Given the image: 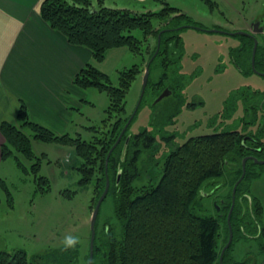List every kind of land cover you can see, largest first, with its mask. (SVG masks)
I'll use <instances>...</instances> for the list:
<instances>
[{
	"label": "trees",
	"instance_id": "obj_1",
	"mask_svg": "<svg viewBox=\"0 0 264 264\" xmlns=\"http://www.w3.org/2000/svg\"><path fill=\"white\" fill-rule=\"evenodd\" d=\"M154 1L164 4L159 11L136 13L104 6L101 1L95 7L89 0H42L40 16L50 27L60 31L69 43L88 48L97 61L103 60L109 49L123 46L144 56L147 49L143 53L141 44L148 43V38L153 37L155 43L149 51L147 63L157 48L159 37L143 100L145 95L157 97L165 88L171 91L170 94L175 93L182 86V76L176 73L181 54L178 29L183 27L182 23L197 25L185 23L187 16L163 0ZM154 18L159 21L158 28L153 27ZM135 29L142 32L143 40L130 34ZM242 38L245 42L239 49L244 52L251 68L253 39L249 36ZM254 66L264 72V47L259 41ZM158 70L161 72L155 80L153 72ZM140 71L139 64L119 71L117 86H113L91 63L75 74L73 83L76 86L96 88L108 96L105 117L101 124L89 127L92 132L89 140L82 139L79 134L72 137L68 132L58 135L34 123L21 102L16 122L3 121L0 124L4 138L0 147L1 159L14 157L22 171L24 167L15 153L34 159L31 139H40L72 147L79 158L78 184L92 185L97 199L108 179L107 195L113 201V216L104 221L98 231V212L91 264H217L220 248L229 236L227 216L230 208L229 225L233 239L224 258L228 249L234 247V242L241 239L254 241L258 252L264 255L263 209L247 186L248 181L264 174V165L248 159L245 175L232 197L234 184L242 173V159L246 156L264 159V97L253 104L244 103L246 121L242 131L223 130L190 136L178 144H172L174 136L163 134L158 139L148 129L129 133L131 120L106 162L109 150L130 117L125 99ZM178 106L175 108L179 109ZM126 137L129 140L124 149ZM157 139L165 142L166 150L160 151ZM145 153L150 157L142 160ZM150 165L159 169L154 180L142 176ZM32 166L36 172L39 163ZM38 183L48 181L39 176ZM220 188H223L222 193L214 195ZM1 192L11 205L12 196L2 177ZM204 200H209L211 208L203 204ZM221 234L223 245L218 247ZM61 251L63 255L59 254L58 258L59 252L54 251L35 257H29L22 249L0 251V264H39L41 259L49 264H77L78 247Z\"/></svg>",
	"mask_w": 264,
	"mask_h": 264
},
{
	"label": "rangeland",
	"instance_id": "obj_2",
	"mask_svg": "<svg viewBox=\"0 0 264 264\" xmlns=\"http://www.w3.org/2000/svg\"><path fill=\"white\" fill-rule=\"evenodd\" d=\"M92 6L101 1L104 6L113 7L108 0H90ZM187 16L178 29L181 38V54L177 74L182 76V86L175 93L154 103L156 95H145L138 104L144 65L153 49L154 38L142 42L140 50L144 56L131 52L127 47H117L115 52L106 53L101 61L91 59V64L103 72L113 86L119 83V71L139 64L141 71L135 77L126 95V111L131 115L138 104L136 114L129 126V133L148 129L159 139L160 135H172V144L183 142L190 136L220 132L223 130L242 131L244 103L253 104L264 97V75L252 71L249 60L239 48L245 42L235 32H251L252 25L260 21L263 31L253 34L264 47V0H163ZM129 2V0H126ZM163 3L154 0H132L130 3H116L120 9L132 12H156ZM153 27L159 21L152 19ZM143 40L139 29L130 32ZM146 44L148 46H146ZM147 47V48H146ZM150 51V52H149ZM108 52V51H107ZM239 63V64H237ZM161 70L153 72L158 79ZM86 89L75 110L68 128L70 136L80 135L89 140L92 132L89 127L101 124L108 106V96L96 88ZM161 93V92H160ZM159 95V94H158ZM177 105L179 109L175 108ZM246 119V117H245ZM160 151L166 144L158 140ZM34 159L15 153L22 163V171L14 157H9L2 165L1 177L5 180L12 196L8 204L7 196L0 194V251L12 252L22 249L29 257L44 256L52 251L63 255L62 244L67 234L79 237L80 243L77 264H86L90 239V218L96 202L92 185L78 184L79 158L71 146L40 139H31ZM149 153L141 156L147 160ZM39 163L33 171V164ZM264 165V164H260ZM143 177L154 180L159 169L148 166ZM39 176L48 183H38ZM250 194L256 197L263 209L264 222V174L248 181ZM42 188V189H41ZM223 188L216 190L221 194ZM203 204L209 208V200ZM211 210V209H210ZM212 211V210H211ZM113 216V201L107 195L99 209L98 231L106 220ZM219 239V246L223 245ZM218 249V248H217ZM233 255L236 260L253 255L261 260L254 241L234 242ZM41 259L39 264H49ZM63 263V262H62Z\"/></svg>",
	"mask_w": 264,
	"mask_h": 264
},
{
	"label": "crops",
	"instance_id": "obj_3",
	"mask_svg": "<svg viewBox=\"0 0 264 264\" xmlns=\"http://www.w3.org/2000/svg\"><path fill=\"white\" fill-rule=\"evenodd\" d=\"M108 1L116 7L132 0ZM41 2L0 0V124L15 123L23 102L31 121L60 135L68 131L79 101L86 98V89L73 78L92 54L85 46L69 43L41 18ZM3 142L0 133V147ZM5 162L0 152V173Z\"/></svg>",
	"mask_w": 264,
	"mask_h": 264
},
{
	"label": "water",
	"instance_id": "obj_4",
	"mask_svg": "<svg viewBox=\"0 0 264 264\" xmlns=\"http://www.w3.org/2000/svg\"><path fill=\"white\" fill-rule=\"evenodd\" d=\"M262 31H263V27H260V21H257V22H255L252 25V29H251L252 33H249V32H235V33H232V34L245 35V36H249V37H251L253 39V47H252V55H251V68H252V71H254L255 73L264 75V72H260V71L256 70L255 66H254V56H255V51H256V46H257L258 40L256 39V37H254L253 34H257V33L262 32ZM158 45H159V37H158V42H157V48H156L154 54L152 55V57H150L149 61L146 63L144 71H143L141 91H140L138 104L141 102V99H142V96H143V93H144V90H145V86L147 84L148 77H149V66H150L151 60L153 59V57L155 56V54L158 51ZM170 93H171V91L168 88H165L156 97L154 103L159 102L161 99H163L166 96L170 95ZM138 104H137V107H138ZM137 107H136V109H137ZM136 109L130 115V117L128 118V120H127L126 124L124 125L123 129L121 130L118 138L116 139L115 143L112 145L111 149L109 150L107 158H106V162H107V159H108L112 149H114V147H116V145L120 141L122 135L126 131L128 124L131 122L135 112L137 111ZM128 140H129V137H126L125 142H124V149H125V147H126V145L128 143ZM123 155H124V151L122 153V157H123ZM250 158L257 164H264V159L258 160L257 158H255L253 156H246V157H244L242 159V161H241L242 173H241L239 179L234 184V187H233V190H232V197H234L236 186L239 184V182L243 179V177L245 175V171H246L245 170V164H246V161L248 159H250ZM119 178H120V173H118V175H117V180H116L117 182H118ZM108 189H109V181H108V179H106L104 190L101 193V195L99 196V198L97 199L96 204H95L94 209H93L92 214H91V218H90L89 255H88L87 264H91V261H92L93 243H94V238H95V228H94L95 221H96L99 209H100V205H101L102 201L104 200V198L107 196ZM230 212H231V208H230L228 216H227V222H228V227H229V236H228L227 243L225 244L224 248L222 249V252L230 245V243L232 242V238H233L232 230H231V227L229 225ZM220 260H222V255L220 256Z\"/></svg>",
	"mask_w": 264,
	"mask_h": 264
},
{
	"label": "flooded vegetation",
	"instance_id": "obj_5",
	"mask_svg": "<svg viewBox=\"0 0 264 264\" xmlns=\"http://www.w3.org/2000/svg\"><path fill=\"white\" fill-rule=\"evenodd\" d=\"M224 246H225V244L220 248V253H219V256H218L217 264H264V255L263 254L260 256L261 257V260L257 259L258 257L257 258H254L253 255H250V256L245 257V258L243 257L240 260H236L235 257H234V255H233L234 247L228 249V254L224 258L225 251L229 247L228 246L222 252V249L224 248ZM257 252H258V248H257ZM226 253H227V251H226ZM221 255H222V260H220V256Z\"/></svg>",
	"mask_w": 264,
	"mask_h": 264
},
{
	"label": "clouds",
	"instance_id": "obj_6",
	"mask_svg": "<svg viewBox=\"0 0 264 264\" xmlns=\"http://www.w3.org/2000/svg\"><path fill=\"white\" fill-rule=\"evenodd\" d=\"M80 243L79 237L71 234H67L64 236L61 241L62 250L68 251L70 249H74Z\"/></svg>",
	"mask_w": 264,
	"mask_h": 264
}]
</instances>
